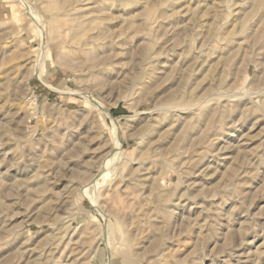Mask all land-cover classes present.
<instances>
[{
  "label": "rangeland",
  "instance_id": "obj_1",
  "mask_svg": "<svg viewBox=\"0 0 264 264\" xmlns=\"http://www.w3.org/2000/svg\"><path fill=\"white\" fill-rule=\"evenodd\" d=\"M0 264H264V0H0Z\"/></svg>",
  "mask_w": 264,
  "mask_h": 264
},
{
  "label": "bare ground",
  "instance_id": "obj_2",
  "mask_svg": "<svg viewBox=\"0 0 264 264\" xmlns=\"http://www.w3.org/2000/svg\"><path fill=\"white\" fill-rule=\"evenodd\" d=\"M116 138H117V137H116ZM116 140H117V139H116ZM116 142H117V141H116ZM116 142H114V143H116ZM119 145H120V144H119ZM114 146H115V145H114ZM115 148L117 149V147H115ZM115 148H114V149H115ZM111 152H112V151H111ZM116 152H117V151H116ZM113 153H114V152H113ZM111 154H112V153H111ZM111 154H110V157H111ZM113 155H115V153H114ZM115 156H116V155H115ZM115 156H114V157H115Z\"/></svg>",
  "mask_w": 264,
  "mask_h": 264
}]
</instances>
